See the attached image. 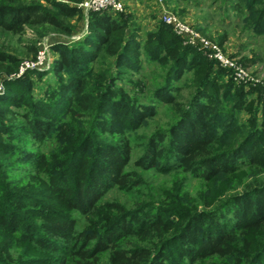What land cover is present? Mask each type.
I'll return each instance as SVG.
<instances>
[{
	"label": "trees",
	"instance_id": "1",
	"mask_svg": "<svg viewBox=\"0 0 264 264\" xmlns=\"http://www.w3.org/2000/svg\"><path fill=\"white\" fill-rule=\"evenodd\" d=\"M68 1L80 0H0V30L68 35L70 19L82 16ZM226 1L245 28L264 35V0ZM86 18L81 40L50 46L47 71L13 76L20 58L0 48V264H45L15 255L14 245L26 242L51 253L57 264H198L212 258L264 264L263 181L199 210L186 195L131 209L100 203L112 188L139 183L136 171L126 170L132 160L128 134L157 110L121 82L139 72L143 55L164 69L153 99L178 115L148 135L133 162L141 169L180 170L205 182L248 168L263 171L262 87L236 84L227 69L183 44L161 21L142 36L127 12L89 11ZM218 39L222 45L224 36ZM249 61L241 58L246 66ZM185 75L193 91L182 105L175 92ZM82 216L87 222L80 227Z\"/></svg>",
	"mask_w": 264,
	"mask_h": 264
},
{
	"label": "rangeland",
	"instance_id": "2",
	"mask_svg": "<svg viewBox=\"0 0 264 264\" xmlns=\"http://www.w3.org/2000/svg\"><path fill=\"white\" fill-rule=\"evenodd\" d=\"M81 1L77 3L68 1L82 11V16L79 19L76 17L70 19V22L74 25L70 34L66 35L49 29L44 35L39 36L34 29L28 27L21 35L0 30V48L18 56L21 63L33 59L43 43H48L51 46L56 42L66 44L78 42L87 32V18L79 6ZM156 1L160 9V3L158 0ZM165 1L163 2L164 5ZM145 2L146 0H130L128 7H132L138 13L137 16H143L146 7V5L144 6ZM199 2L202 5L200 4L197 7L204 6V11L206 10L204 21H206L208 31L212 34V36L207 34L205 36H210L209 38L216 42H218V38L224 36L223 44L225 43L234 55L238 56L240 60L241 58L251 59L252 61L246 63L247 67L260 80L258 85L262 87L264 93V35L256 34L249 28H245L241 22L242 16L231 8L230 3L226 0H199ZM234 2L237 3V0H234ZM169 9L180 15L170 7ZM123 12H127L125 7ZM157 19L159 22L161 21L159 16H157ZM48 53L49 61L47 66L40 71H47L51 68L54 53L51 50ZM141 66L139 72L132 73L129 76L130 82L125 79L121 82L130 92H137L141 102L153 103L157 110L155 115L149 117L142 127L128 134L132 146V160L126 170H135L140 178L139 183L133 187L112 188L100 199V203L117 202L126 209H131L145 203L172 202L174 199L177 200L179 196L186 195L191 204L199 210L204 209L206 205L213 207L226 195L239 192L254 182H264V170L252 168L244 169L238 174L223 177L215 182H205L188 172L180 170L162 172L156 168L141 169L135 167L133 162L141 155L148 135L156 129H166L178 115L176 108L172 105L158 103L153 99L152 92L158 84H161L164 69L155 63L147 61L144 55L141 57ZM137 80H140L143 85H136L135 81ZM189 82L188 75H185L178 83V86H180L179 92H175L177 101L181 102L182 105L187 102L193 91L189 86ZM139 88H143V91H138ZM2 90L3 86L0 92ZM244 116L243 114L241 118L243 119ZM46 149L43 148L42 150L46 151ZM16 174L22 175L20 171L16 172ZM79 219L80 227H83L87 222V217L82 216ZM132 241L134 240L132 239ZM12 249H15V255L22 252L23 255L21 257L23 259L42 258V260H46L45 264H57L56 261L51 260L53 259L50 255L51 253L38 248L33 243H16ZM106 259V252L100 254L101 262H105ZM224 262V260L212 258L200 261L198 264H226Z\"/></svg>",
	"mask_w": 264,
	"mask_h": 264
},
{
	"label": "built area",
	"instance_id": "3",
	"mask_svg": "<svg viewBox=\"0 0 264 264\" xmlns=\"http://www.w3.org/2000/svg\"><path fill=\"white\" fill-rule=\"evenodd\" d=\"M158 1L160 3L159 18L161 22L168 25L182 40L183 44L195 47L216 65L227 69L232 80L237 84L244 85L246 89L251 86H257L260 83L256 75L241 62L239 57L228 54L222 45L205 36V34L187 23L177 13L167 8L163 3L165 0ZM79 6L84 11L85 15H87L89 11H108L114 13L124 10L122 0H82ZM49 50L50 45L48 43L41 44L34 58L21 62L18 72L13 76H19L27 69H45L49 61ZM1 89L2 85L0 84V90Z\"/></svg>",
	"mask_w": 264,
	"mask_h": 264
},
{
	"label": "crops",
	"instance_id": "4",
	"mask_svg": "<svg viewBox=\"0 0 264 264\" xmlns=\"http://www.w3.org/2000/svg\"><path fill=\"white\" fill-rule=\"evenodd\" d=\"M122 2L124 4L127 13L131 14L134 22L136 23V25L139 26L142 36H144V33L146 31L153 29L159 22L157 16H159L160 9H159V4L157 3L156 0H146L144 4V6L146 5V7L143 16L142 15L137 16L138 13H136L132 7H128L130 0H122ZM200 4L201 3L199 2V0H166L165 1V5L168 8L170 7L171 9L178 12L180 16L187 23L202 30L205 34L212 36V34L208 31L206 21H204L205 11H206V10L204 11V6L197 7ZM205 9L207 8L205 7ZM222 46L224 47V49L228 54L234 55V53L225 45V43L224 44L222 43Z\"/></svg>",
	"mask_w": 264,
	"mask_h": 264
}]
</instances>
